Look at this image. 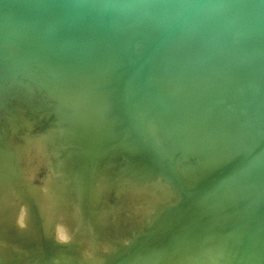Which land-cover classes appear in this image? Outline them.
I'll list each match as a JSON object with an SVG mask.
<instances>
[{"label":"bare ground","instance_id":"bare-ground-1","mask_svg":"<svg viewBox=\"0 0 264 264\" xmlns=\"http://www.w3.org/2000/svg\"><path fill=\"white\" fill-rule=\"evenodd\" d=\"M245 1L246 0H218L215 5L219 7V10L229 12L233 9H243L246 5ZM84 2L92 13L96 12V0H84ZM81 10L83 11V9ZM189 17H187V19H189ZM185 18L186 14L184 19ZM215 21L213 16L209 18V24ZM159 23L157 18H152L141 25L136 18L133 20L126 18V20H124L117 16L114 21V30L120 33L123 38H127L134 31L140 32L141 34H150V30L158 27ZM183 23L185 22L183 21ZM196 26L198 29L199 26ZM189 27V29L186 27L187 30L183 29L180 31L175 39L172 38L160 47L155 54V60L151 71H148V78H146V83L147 85L150 84V88L144 91L145 93L147 92L146 94H140L139 96H134L133 88L130 85L132 79H136L138 74H134L133 76L129 66L120 71L117 65H114L115 53L111 43H108L104 49L97 48L95 46L96 43L93 44L91 48L89 47L90 49L86 47L71 49L67 56L56 60L47 52V49L55 43V38L52 33L48 31L26 32L25 30L13 29L11 26H6L3 30L4 38L0 39V81H2V84L4 82L13 83L21 80L23 82L27 81L29 86L34 87L36 85L49 89L55 97L59 98L57 103H55L56 105L49 99L55 105L53 110L56 119L58 117L59 119H63L64 123L66 121L69 123H65L68 125V128H64L65 130L69 129L71 134V131L74 132L73 130L79 129L75 131L78 136L79 134L81 136V131L87 134L91 133L87 138L89 140L87 145L91 147H89L90 149L95 146H102V140L104 138H111L113 141L121 140V148L120 150L116 149V154H119L126 162L130 163L125 170L136 173L141 172L143 175L141 176V174H139V176L142 178L143 176L149 175L153 176L151 178L156 179L155 186L159 189V194L154 198H147V201H144L140 207L134 208L133 216L113 215L112 217L117 220V224L121 221L131 222L130 220H132V222L145 223L152 219V216H150V212L153 210L152 205L157 201L162 202L168 199L166 207L161 204V207L164 206L166 209L164 211L160 208L163 210L162 214H160L159 207L160 213L157 217L156 212L158 213V209L154 212L156 214L154 215L156 218L153 217L155 222L149 226L148 230L145 229L147 234L141 236L139 233H142L143 230H138L139 232L136 234H138L141 239H136L140 240L136 241V239H134L135 236L133 238L135 242H131L132 239L123 232L114 234V237H116L115 239L127 245H125V250H123L124 247L122 248L123 254L121 257L117 258V260L115 258L114 260L112 257L106 259L101 253L95 251L89 242L83 243L82 240L87 235L83 230L77 231V229L74 228L76 216H65L63 223L58 226L54 237L58 240L70 238L75 242H79L81 246L80 250H84L81 255V264H103L106 261L105 264H232V262L228 263V257L233 255L232 253V255H229L230 243L236 235L240 237L241 244L239 245V250H234L239 251L238 254H234V256H237L236 260L234 256L231 257V259L233 258L235 260L233 264H246V261L251 258L257 259L258 264H264V225L261 224V220L252 222L253 225L256 226L255 230L250 229L242 233L239 232L250 217L251 211L258 210L259 208L261 209V206L264 205V197L254 200L260 186L259 180L264 178V161H260V158H256L253 163H250L251 166L248 170H244V168L241 167L243 157L237 158V156L234 157V162H232L233 160L231 159L232 163L228 166H226L227 164L221 166L219 163V167L213 169L211 164V159L214 156L219 159V149L226 141L230 142L231 139L232 143L235 141V139H233V134H228L230 135L229 140H227L225 136V132L230 129L226 124L229 113L226 112L224 108L229 106L222 103V99H224L222 95L234 94L241 111L247 113L249 109L248 98L236 93V89H234L236 80L242 77L251 83L264 85V60H261L253 69H250V71L242 68V71L235 73L234 76L227 72V69L233 64H229L228 62L226 64V61L221 59L220 56L213 59L211 61L212 64L206 66L205 64L209 61L210 55L215 53V48L217 49L218 43L222 41L223 33L218 28L211 30L209 27L206 29L202 27V30L200 28V30H197L194 28L195 25H193V29L197 30L195 31L191 30L192 26ZM70 34L77 39H82L83 36L86 37V27H74ZM256 36L262 38L263 41H261L260 45H255V47H260L264 51V28L261 29ZM30 41H40L39 49L30 48L28 44ZM66 46H73V42L67 40ZM252 46L254 47V44H252ZM248 50L250 51V49ZM234 53L237 54L238 51ZM231 54L230 52L229 55ZM102 63H104L103 66ZM145 73L146 72L142 70L140 73L141 77H143ZM214 75H217L221 80H219V82L215 81ZM85 83L94 86L98 84L102 85H98L97 87L99 88L97 91L95 90V92H93V90L92 92L83 94L79 93V88ZM260 90L261 89H259V91ZM215 95H220L223 98H217ZM50 96L52 97V95ZM55 97H52L54 101L57 99H55ZM141 97H143V109L142 107L138 108V106H136V103L140 102L139 98ZM211 97H216L217 100L214 103L209 101L204 102L205 98L209 100ZM70 102L72 105H75L74 111H71V113L68 112L67 106V103L70 104ZM222 104L225 105L224 108H222ZM19 107L22 109L25 106H17V109ZM209 111L212 113V116L210 119L206 120ZM22 116H25L24 112ZM60 120L56 121L60 122ZM24 121H27V118L24 119ZM56 121H54L55 124L57 123ZM59 122L57 124L60 125L62 120L60 123ZM224 122L226 125H224ZM233 123L235 124V122ZM248 123H250V121ZM257 123L258 122H256V124ZM56 126L57 129H59V126ZM253 126L255 127L256 125ZM48 129L46 130L48 131ZM64 129L61 132L64 131L67 133V130L65 131ZM51 130L49 131L51 132ZM78 131L80 132L78 133ZM50 132L48 134H42V132L40 133L37 131L36 133L35 130H29L27 135L28 139L32 142L34 155L36 157L40 156L39 159H42L43 162L47 157L46 149L49 153H56L57 148L54 149V145H58L59 142L63 144L61 141H59L58 144H54L56 143L55 140L53 143V139L55 138H53L54 134L52 133L54 131L52 133ZM66 133H64L65 137ZM156 133H159V136H157L158 138L155 135ZM74 134L76 133L72 135ZM83 135L80 138L77 136L78 139H80H77L79 143L85 138ZM61 137L65 139V137ZM68 137L66 139H68ZM152 137L155 138V141L154 139L152 140ZM240 138L238 140H240ZM70 140L73 141V139H71V137L68 139L70 144L77 145V142L74 143ZM83 142L86 143V141ZM251 142L253 141L251 140ZM69 143H67V148L68 146L71 147ZM240 144H242V142ZM263 144L264 143H262V145ZM87 145L85 147V152L89 149ZM256 145L258 146V139ZM82 147H84V145ZM82 147H79V149ZM109 147H112L111 144ZM84 149L82 148L80 152L77 149L79 153L82 152L83 156L88 154L86 159H82L83 156L81 155L82 158H79V160H81L80 162L86 161L89 154L93 152L92 150L83 154ZM232 149H234V146ZM238 149L239 151L242 150L239 145ZM98 150L99 148L95 151L98 152ZM106 150L108 151V149ZM245 150L243 151L247 152L251 149ZM244 152L242 153L244 154ZM20 153L24 154L23 152ZM98 153L97 155L99 157ZM242 153H240V155H242ZM253 153L252 151V154ZM94 154L96 153L94 152ZM236 154H234V156ZM50 155L52 154L50 153ZM77 155L79 154L77 153ZM254 155L257 156V154ZM260 156L262 157V154ZM93 157L95 160V156H92V159ZM75 158L77 159V157ZM72 160L75 161L74 157ZM89 160L91 161V157ZM71 161V165L75 163L73 161V163H71ZM89 162L87 160L85 164L90 166L92 161L90 165ZM106 162L108 161L106 160ZM95 163L96 161L94 164ZM229 163L230 162H228V164ZM81 164L79 165L81 166ZM182 164H184V168L191 169L190 175L186 173L187 171L184 172V169H178L179 165L182 166ZM60 165L61 163H59V166ZM111 165L113 166L114 164L112 163ZM82 166L83 168L85 167L84 164H82ZM96 167H93V169L95 170ZM77 168L80 169L79 166H77ZM90 168L88 167V169ZM103 168L105 167L103 166ZM199 168H209V171L200 177L196 175ZM93 169L92 172L94 171ZM100 171L104 172L105 170ZM33 172L34 171L28 173L29 177ZM77 172L78 169L76 173ZM98 172L97 174L99 175L100 172ZM90 175L92 176V174ZM91 176L90 179H93L94 176ZM84 177L85 180L87 177L89 178L88 171H83L82 179H84ZM136 178L138 181L140 180L138 176H136ZM144 178L141 182H144ZM70 179L74 181L72 176ZM155 179L153 180L154 183ZM151 181L152 179L150 182ZM249 186H252V188ZM36 191L38 190H35L34 193L24 194L26 202L19 205L12 213L5 214L4 211L0 210V264L15 263L17 258L22 256V248H28L23 253L29 255L32 247L37 245V240L34 237L37 236V233H31L32 231H26V229L21 228V226L27 225L29 217L32 219L35 226L40 224V216L35 199L37 196ZM85 197L87 198L86 195ZM82 199L79 201H82ZM85 205L82 207L81 213L83 218H87L85 219L86 221L88 217L91 216H88V214L91 213L89 211L90 208L91 210L93 208H84ZM225 210H229V214H224ZM27 214L31 216L28 217ZM91 220H93V218ZM110 220V214L105 210L98 219L102 224ZM88 222L91 221L88 220ZM252 223H250V225ZM89 225H92V222L89 223L88 226ZM144 225L143 227L147 228V226ZM83 226V229L87 227H85V225ZM90 227H87V229L90 230ZM131 233L129 235L132 237ZM98 235L97 233V236ZM26 238L29 241H27ZM94 239L97 240V237L95 238L94 236ZM48 247L50 248L49 245ZM86 249H90L91 251L87 252ZM43 250L42 248V252ZM47 251H45L48 253L47 257L49 256L50 258L48 264H53V262L58 259V257H56L57 259L55 258V256H57L56 254L60 251ZM62 251L60 253H62ZM16 255L17 257H15ZM116 255H118V253H116ZM58 256L62 258V255ZM61 258L60 260L63 259ZM111 259H113V261H111ZM56 262H58V260ZM64 262H67V260H64L62 263L64 264ZM58 263L60 264V262Z\"/></svg>","mask_w":264,"mask_h":264},{"label":"rangeland","instance_id":"rangeland-1","mask_svg":"<svg viewBox=\"0 0 264 264\" xmlns=\"http://www.w3.org/2000/svg\"><path fill=\"white\" fill-rule=\"evenodd\" d=\"M46 1L47 0H0V39L4 38L3 30L6 26H11L16 30H25L26 32L48 31L53 34L55 43L47 49V52L50 53V55L53 56L56 60L60 59L61 57L67 56V54L70 53L69 51H71V49H77L80 47H86L90 49L91 46L95 43V46L97 48L104 49L108 43H111L113 45L115 53L114 65H117V68L120 71L129 66L131 68L130 72L133 76L134 74H138V77L136 79L133 78L132 82H130V85L133 88L134 96L146 94L147 92L145 93L144 91L150 88V84L147 85L146 83V78H148V71H151L155 60V54L158 52L160 47L165 42L170 41L172 38L175 39L179 32L183 29L187 30L186 27H188L189 29V26H192L191 30L195 31H197L199 28L201 29L202 27H205V29L209 27V29L211 30L218 28L223 33L222 41L218 43L217 49L215 48V53L210 55L211 57L205 64L206 66L212 64L211 61L220 56L221 59H224L226 61V64L227 62L229 64H233L227 69V72L228 74L234 76L235 73L242 71V68L250 71V69H253L254 66H256V64H258L261 60H264V51L260 47H255V45H260L261 41H263L262 38L256 35L261 29L264 28V0H246V5L243 9H233L229 12L218 9L219 7L215 5L218 0H96L97 8L95 13H92L89 8L86 7L84 0ZM81 9H83V11ZM185 14V19L187 21L184 19ZM117 16L123 18L124 20H126V18L130 20L136 18V20L139 21L141 25L144 24L145 21L148 22L149 19L152 18H157L160 23L158 27L152 28L150 30V34H141L140 32L134 31L129 37L123 38L120 33H117L114 30V21ZM212 16L214 17V21H216L209 24V18H211ZM187 17H189V19H187ZM182 20L185 23H183ZM193 25H195L194 28L196 29V25H198V29H193ZM79 26L86 27V37L83 36L82 39H77L70 34V32H72V28ZM67 40L73 42V46L67 47ZM28 44L30 48L39 49L40 41H30ZM252 44H254V47L252 46ZM248 49H250V51ZM229 51L232 53L231 55H229ZM235 51H238V53H234ZM103 65L104 63H102V66ZM142 70L146 72L143 77H141L140 75ZM214 79L218 82L219 80H221V78H219L217 75H214ZM22 82L23 81L18 80L17 82L13 83L4 82L2 84V81H0V87L5 88L6 90H11L14 88L15 84L18 85ZM7 83L8 86L6 87ZM29 88L34 89L33 86H29ZM42 88L46 91V100L40 98L38 100V104L31 108L21 102V94H19L18 96L15 93L8 94L5 99L0 101V169H2L0 170V210L4 211L5 214L12 213L19 205L26 202L24 194H29L31 192L34 193L35 190H38L36 191L37 196L35 197V199L37 210L40 216V226L34 225L32 219L29 217L31 216L30 214H27L29 217L27 225L21 226V228L26 229V231L37 233V236H34L37 240V245L32 247L29 255L23 253L28 248H22V256L20 258H17L16 262L14 261L15 263L13 264H48L50 258L49 256L47 257L48 253L45 252L47 250H49L50 252L51 250L53 252H61L63 250L62 253L59 252L60 254L54 253L57 255L55 256V258L58 257V259H56L58 260V262H60V264H63L62 262L64 260L70 262H64V264H79L81 262V255L84 252V250H80V243L75 242L70 238H67L65 240H58L54 237L58 226L63 223V219L67 215H75L76 223L74 225V228L77 229V231L83 230L86 233L87 236L83 238V243L89 242L92 248L105 256L106 259L112 257L113 259L115 258L117 260V258L122 256L126 244L124 242H120L118 239H115L116 237H114V234L123 232L127 234L130 239H132L131 242H135L134 239L140 238L139 235H146V230H148L149 226L155 222L154 218H156L160 212V214H162L163 210H166L165 207L168 204V199L162 202L157 201L154 203V205H152L153 210L150 212V216H152V219L149 220L151 222L147 221L145 223H140L136 221L132 222V220H130L131 222L121 221L119 222V224H117V220L112 217L113 215L133 216L134 208L140 207V205L144 201H147V198H154L157 194H159V189L155 186L156 179L151 178L153 176L146 175L143 176V178L146 177L147 179L144 178V182H141V180L143 179L141 177L143 175L141 174V172L136 173L130 170H125L128 167L127 165H129L130 163L121 158L119 154H116L117 151L113 148L115 146V148L117 147V150H120V146L122 145L121 140L113 141L111 138H104L102 140L103 144L102 146H100L101 148L95 146L90 149L91 147L89 146V148L87 145V142L89 141L87 138L91 133L87 134L85 132L78 131V133H82L81 136L80 134L78 136L77 132L75 131L79 129L73 130L74 132L71 131V134L70 130L66 129L67 133L63 131L64 133H66L65 137L64 133L61 131L65 127L68 128L67 124L69 123L68 121H66L65 123L67 124H65L63 119L60 118L62 120V123L60 125L57 124L59 121L56 120L60 119L58 117L56 119V115L53 110L56 105L55 103H57L59 98L55 97L49 91V89L44 87ZM234 89H236L235 91L237 94L246 96L248 98L247 100L250 110L248 109L247 113L242 112L234 94L231 93L228 95H222L224 96V99H222V103L229 106L226 108L225 105H221L222 108L225 107L224 110L229 113V119L227 118L226 124L228 125L230 130H227V132H225V136L227 140H229L230 135L228 134H233V139H235V141L234 143H232L231 139L230 142H225L224 148L226 150L227 156L221 155V148L223 146L219 149V156L223 158V162L220 164L221 166H225L226 164V166H228L232 162H234V157H243L241 167L244 168V170H248L251 166L250 163H253L256 158H260V161H264V144L262 145V143H264V85L251 83L248 80L239 77L236 80V86ZM259 89L261 90L259 91ZM92 91L93 90H91L90 92ZM93 92H95V89ZM50 95H52L53 98L55 97V99L57 98L55 100L56 102ZM222 96L217 95L216 97L221 98ZM216 97H211L209 100L205 98L204 102L209 101L214 103L217 100ZM49 99H51L55 105ZM139 101L140 102H137V105H135L138 106V108L142 107L143 109V97L139 98ZM17 106L25 107L22 109L19 107L17 109ZM23 112L25 114L24 117L22 116ZM207 114L208 115L206 120L210 119L212 116V113L210 111ZM25 117L27 118V121H24V119H26ZM54 121H56L57 123L55 124ZM231 121L235 122V124ZM249 121L250 123H248ZM256 122H258V125L256 124ZM226 124L224 122V125ZM56 125L59 126V129H57ZM253 125L256 126L254 127ZM60 128L63 129L61 130ZM46 129H48V131L52 129L51 132L49 131L50 133L56 131L55 133H52L54 134L53 138H55L53 139V143L56 141V143L54 144H58L59 141L63 142V144H61L60 142L56 146L53 144L54 149L57 148V152H59H50L53 156L50 155V153L47 152L46 149L47 157L43 162L42 159H39L40 156L36 157L34 155L32 142L30 141V139H28L27 135L29 133V130H35L36 133L38 131L40 133L42 132V134H48L49 132ZM73 133L76 134L72 135ZM257 134L259 135V137ZM71 135L75 137H72ZM82 135L83 137H85L83 138V141H86V143L83 141L79 143L77 141L78 137L80 138L82 137ZM155 135L157 137L159 136V133H156ZM61 136L65 137V139L70 136L71 139H73V141H70L74 143L77 142V145H84V147L78 145L83 149L87 145L89 149L87 148L88 150L86 152H90L93 150V152H91L92 154H89V158L87 157L88 162L90 161L89 159L91 157V165L90 162V166H88V164H85V162L87 163V160H83L84 162H80L81 160H79V158H82V152H79L82 151V148H80V150L77 145L74 144V146L70 144L68 141L70 137L65 140ZM239 138L240 140H238ZM244 138H246L247 140ZM153 139L155 141V138L152 137V140ZM242 139L246 143H244ZM257 139L258 146L256 145ZM251 140L253 142H251ZM241 142L242 144H240ZM67 143H69L71 147L68 146L67 148ZM110 144L112 147H109ZM236 144H238L240 146V149L242 150L239 151L238 145ZM233 146L234 149H232ZM253 146L255 148L257 146V148L255 149ZM97 148H99V153L95 151L97 150ZM77 149L79 150V152ZM106 149H108V151ZM248 149H253L252 151L254 153L252 154V151ZM70 150L73 151L71 152ZM85 150L86 148L84 149L83 154H86ZM243 150L248 151L244 152ZM74 151L76 152V154ZM20 152H23L24 154H21ZM94 152L96 154H94ZM242 152H244V154ZM77 153L80 156L77 155ZM97 153L99 154L100 158L98 157ZM240 153H242V155H240ZM234 154L236 155L234 156ZM254 154H257V156ZM261 154L262 157L260 156ZM84 156L82 159H86V156ZM92 156H95V160L94 157L92 159ZM73 157L75 161L72 160ZM75 157H77V159ZM101 158L104 160H102ZM60 160L62 162L64 160L65 164ZM69 160H72L75 163L71 161V163H73L71 165ZM106 160L108 162H106ZM95 161L96 163L94 164ZM2 162L4 165L2 164ZM228 162L230 163L228 164ZM59 163H61L60 166ZM77 163H82L85 165V167L83 168L82 164L80 166ZM112 163L114 164L113 166L111 165ZM61 166L64 168H62ZM70 166H72L73 168ZM77 166H79L80 169L77 168ZM103 166L105 168H103ZM88 167H91L92 169L93 167H96V171L93 169L95 172H92V169H88ZM85 168L88 170H86ZM77 169L78 172L76 173ZM100 170H105V173L101 172ZM31 171L34 172L29 177L28 173ZM83 171H88L89 178L87 177L86 180L85 177L84 179H82ZM97 172L99 173V175L97 174ZM90 174L94 176L93 179L91 178L92 180L90 179ZM139 174H141V176H139ZM71 176L72 178H74V181L73 179H70ZM136 176H138L140 182L137 180ZM150 178L152 179V183L150 182ZM154 179L155 183L153 182ZM88 180L90 183L88 182ZM259 181L260 186L254 200H258L261 197H264V178ZM145 182H148L149 185ZM249 187L252 188V186ZM85 195L88 199L85 197ZM78 198L83 199L82 201H79L80 199ZM161 204H163L165 207H161ZM84 205V208H93L92 210L91 208L89 210L91 213H89L88 216H91H87L88 220L92 222L93 226H88V224L91 222H88V220H86L88 222L87 223L85 221V219L87 218H83L82 216L81 209H83L82 207ZM158 207L159 209L162 208L163 210L160 209L159 212ZM263 207L264 205L261 206V209L259 208L258 210L251 211L249 215L250 217L247 219L246 223L242 226L239 232L242 233L250 229L255 230L256 226H254L252 223L255 220H261V224L264 225ZM156 209H158V213L156 212ZM104 210L107 211L108 214H110L111 220L105 224H102L98 221V219ZM154 212H156L157 215ZM226 213L229 214V210H225L224 214ZM154 215H156V217ZM92 218L93 220H91ZM83 220L85 221V223ZM250 223H252V226L250 225ZM83 225H85V227L91 226V229L88 230L87 227L83 229ZM143 225L147 226V228L143 227ZM140 229L141 231L143 230V232H140L139 235L136 234ZM97 233L99 234L98 236ZM130 233L132 234V237L129 235ZM94 236L95 238L97 237V240L94 239ZM140 239H136V241ZM27 241L29 240L27 239ZM240 244V237H238V235L234 236L230 243L229 254L233 255L228 257V263L232 262L233 264V262L236 260L237 256H234V254H238L239 251L234 250H239ZM48 245L50 246V248L48 247ZM42 248L44 249L43 252ZM64 248L66 251L64 250ZM40 251L42 253H45L42 254ZM86 251L89 252L91 250L86 249ZM116 253H118V255H116ZM58 255H62L63 259ZM233 256L235 260L233 258L231 259V257ZM15 257H17V255ZM60 258L63 261L60 260ZM113 259H111V261H113ZM57 260H55L53 264H59L58 262H56ZM106 262H104L103 264H105ZM246 264H258V260L251 258L246 261Z\"/></svg>","mask_w":264,"mask_h":264},{"label":"water","instance_id":"water-1","mask_svg":"<svg viewBox=\"0 0 264 264\" xmlns=\"http://www.w3.org/2000/svg\"><path fill=\"white\" fill-rule=\"evenodd\" d=\"M32 84V83H30ZM8 86V84L6 85V87ZM99 87L97 86H94V85H91V84H83V86H81L79 88V93H86V92H90L91 90H98ZM16 94L17 96L19 94L22 95V98H21V102L23 104H25L26 106L28 107H33V106H36V104H38V100L40 98H43L44 100H46V91L42 88V87H39V86H34V89L33 88H29L28 84H27V81L25 82H22L18 85H14V88L9 90V89H5V88H1L0 87V101H2L8 94ZM67 106H68V112L71 113V111H74V107L75 105H72L71 102L70 104L67 103ZM115 150V146L113 147ZM117 151V150H116ZM221 155L222 156H225L226 155V150L224 148V145L223 147L221 148ZM227 156V155H226ZM122 158V157H121ZM223 162V158L220 157L219 159L216 158V156H214L212 159H211V164H212V168L213 169H216L219 167V163H222ZM184 164L179 165L178 169L180 170H183L184 172L187 171L186 173H188V175H190L189 173L191 172V169H187V168H184L183 166ZM209 171V168H199L198 171L196 172V175L202 177L203 175H205V173H207Z\"/></svg>","mask_w":264,"mask_h":264}]
</instances>
